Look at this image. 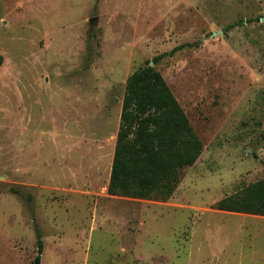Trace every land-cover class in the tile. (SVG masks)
I'll list each match as a JSON object with an SVG mask.
<instances>
[{"label":"rangeland","instance_id":"374dc122","mask_svg":"<svg viewBox=\"0 0 264 264\" xmlns=\"http://www.w3.org/2000/svg\"><path fill=\"white\" fill-rule=\"evenodd\" d=\"M0 57V264L36 227L41 264H264V218L215 207L264 179V0H0ZM147 66L203 146L167 201L108 193Z\"/></svg>","mask_w":264,"mask_h":264},{"label":"trees","instance_id":"16d2710c","mask_svg":"<svg viewBox=\"0 0 264 264\" xmlns=\"http://www.w3.org/2000/svg\"><path fill=\"white\" fill-rule=\"evenodd\" d=\"M178 50L154 58L153 63ZM1 61L0 57V65ZM202 150L201 140L162 75L150 66L134 72L125 87L108 193L167 201L180 184L182 170L194 166ZM215 207L220 212L264 218V179ZM36 236L33 264H41L44 245L37 227Z\"/></svg>","mask_w":264,"mask_h":264},{"label":"water","instance_id":"95a60500","mask_svg":"<svg viewBox=\"0 0 264 264\" xmlns=\"http://www.w3.org/2000/svg\"><path fill=\"white\" fill-rule=\"evenodd\" d=\"M97 21V19L95 18V19H92L91 21H90V24L92 25L94 22H96ZM150 64L151 65H154V63L153 62H150Z\"/></svg>","mask_w":264,"mask_h":264}]
</instances>
